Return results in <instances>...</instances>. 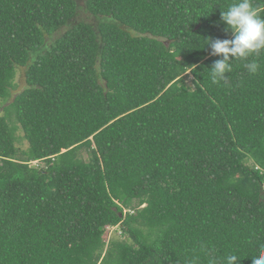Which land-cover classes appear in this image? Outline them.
<instances>
[{"label":"trees","instance_id":"obj_1","mask_svg":"<svg viewBox=\"0 0 264 264\" xmlns=\"http://www.w3.org/2000/svg\"><path fill=\"white\" fill-rule=\"evenodd\" d=\"M78 2L0 0V264H251L264 50L213 84L197 44L234 0Z\"/></svg>","mask_w":264,"mask_h":264},{"label":"clouds","instance_id":"obj_2","mask_svg":"<svg viewBox=\"0 0 264 264\" xmlns=\"http://www.w3.org/2000/svg\"><path fill=\"white\" fill-rule=\"evenodd\" d=\"M221 22L226 26L225 31L231 32L232 39L220 40L211 37L197 41L200 48L210 50V55L220 57L215 60L209 70L213 84L226 81L232 71L233 62H244V67L255 74L260 65L256 61L247 63L248 58L264 50V18L258 15L251 0H234L227 10L220 13ZM226 264H237L238 257L229 254L225 257ZM215 264V260H212ZM251 264H264V246L256 255L251 257Z\"/></svg>","mask_w":264,"mask_h":264},{"label":"rangeland","instance_id":"obj_3","mask_svg":"<svg viewBox=\"0 0 264 264\" xmlns=\"http://www.w3.org/2000/svg\"><path fill=\"white\" fill-rule=\"evenodd\" d=\"M84 3L85 0H79L78 5H79V15L82 18L85 17H89L92 19V17L89 15L88 12H86L85 8H84ZM82 8V9H81ZM55 36V35H54ZM23 71H17L16 75H15V79H14V84L16 86L14 92H20L21 90H23V88L25 87V82H24V75H23ZM1 106V104H0ZM14 122V117L11 118V124ZM19 127V124H16ZM16 136L18 138H21V136L23 137V132L20 130V128L15 132ZM17 148H20V150H25L28 145L26 141H17L16 143ZM80 157L84 160L87 159L88 154H86L85 152H82ZM30 165L37 167L39 166L40 168L44 166V164L42 162H33ZM121 231L119 226L116 227H111L107 230V233L105 235V246L108 244V242L110 241V239L114 238V237H118L120 238ZM104 249H106V247H104Z\"/></svg>","mask_w":264,"mask_h":264}]
</instances>
